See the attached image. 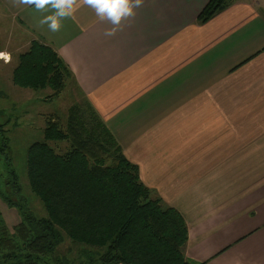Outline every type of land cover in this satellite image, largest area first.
Masks as SVG:
<instances>
[{
	"label": "crops",
	"instance_id": "obj_1",
	"mask_svg": "<svg viewBox=\"0 0 264 264\" xmlns=\"http://www.w3.org/2000/svg\"><path fill=\"white\" fill-rule=\"evenodd\" d=\"M208 1L143 0L112 37L83 5L58 32L40 24L51 10L0 0V17L21 51L39 41L67 65L143 185L182 215L189 263L264 264V0L199 23Z\"/></svg>",
	"mask_w": 264,
	"mask_h": 264
},
{
	"label": "trees",
	"instance_id": "obj_2",
	"mask_svg": "<svg viewBox=\"0 0 264 264\" xmlns=\"http://www.w3.org/2000/svg\"><path fill=\"white\" fill-rule=\"evenodd\" d=\"M233 1L209 0L197 22H207ZM12 80L22 89L49 88L53 97L74 83L67 65L39 41L18 56ZM43 134V142L28 147L25 170L46 217H36L0 191L1 201L20 217L9 231L0 215V264H40L64 237L103 249L90 263L191 264L182 253L189 239L182 215L143 185L137 166L87 105L71 107L63 126L49 118ZM59 143L66 144L65 152L55 150Z\"/></svg>",
	"mask_w": 264,
	"mask_h": 264
},
{
	"label": "rangeland",
	"instance_id": "obj_3",
	"mask_svg": "<svg viewBox=\"0 0 264 264\" xmlns=\"http://www.w3.org/2000/svg\"><path fill=\"white\" fill-rule=\"evenodd\" d=\"M20 38L21 36L13 39L9 23L0 17V51L11 55L10 61L4 55L0 57V191L5 192V195L9 194L8 197L14 202L17 201L23 208L41 218L46 217V212L28 186L26 151L31 144L44 141L43 130L49 118L63 126L69 109L76 104L83 105V102L73 85L65 88L59 96L53 97L49 88L33 91L19 88L13 83L12 75L18 56L26 51L18 48L23 45V39ZM53 147L60 153L67 148L65 143L53 144ZM16 187H19L17 191ZM0 215L9 231L20 221L18 210L9 208L1 199ZM102 251L103 249L73 243L64 237L57 252L42 258L39 263L95 264L90 261L98 259L97 255Z\"/></svg>",
	"mask_w": 264,
	"mask_h": 264
},
{
	"label": "clouds",
	"instance_id": "obj_4",
	"mask_svg": "<svg viewBox=\"0 0 264 264\" xmlns=\"http://www.w3.org/2000/svg\"><path fill=\"white\" fill-rule=\"evenodd\" d=\"M13 6H32L38 12L52 11L44 16L40 24H47L51 32H58L61 20L70 18L80 6L94 10L99 21H108L113 27L104 32L112 37L120 30L122 20L135 16L134 9L141 7L143 0H11Z\"/></svg>",
	"mask_w": 264,
	"mask_h": 264
},
{
	"label": "built area",
	"instance_id": "obj_5",
	"mask_svg": "<svg viewBox=\"0 0 264 264\" xmlns=\"http://www.w3.org/2000/svg\"><path fill=\"white\" fill-rule=\"evenodd\" d=\"M252 3H257L258 0H250Z\"/></svg>",
	"mask_w": 264,
	"mask_h": 264
}]
</instances>
